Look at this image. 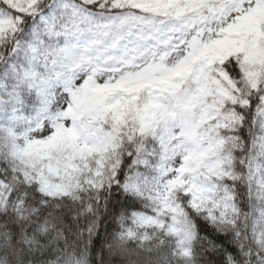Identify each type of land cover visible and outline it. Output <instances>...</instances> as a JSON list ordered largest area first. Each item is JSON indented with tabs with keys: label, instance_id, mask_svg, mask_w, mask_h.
<instances>
[{
	"label": "snow or ice",
	"instance_id": "1",
	"mask_svg": "<svg viewBox=\"0 0 264 264\" xmlns=\"http://www.w3.org/2000/svg\"><path fill=\"white\" fill-rule=\"evenodd\" d=\"M0 264H264V0H0Z\"/></svg>",
	"mask_w": 264,
	"mask_h": 264
}]
</instances>
